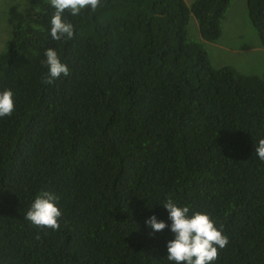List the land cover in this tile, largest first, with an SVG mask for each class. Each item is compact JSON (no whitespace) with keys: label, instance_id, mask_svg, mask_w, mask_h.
Segmentation results:
<instances>
[{"label":"trees","instance_id":"16d2710c","mask_svg":"<svg viewBox=\"0 0 264 264\" xmlns=\"http://www.w3.org/2000/svg\"><path fill=\"white\" fill-rule=\"evenodd\" d=\"M231 0H101L49 35V0H24L0 49V264H170L155 214L172 198L223 225L214 264H264V74L214 67L188 37L217 42ZM264 48V0H246ZM54 48L69 75L45 82ZM59 196V228L25 219L34 198Z\"/></svg>","mask_w":264,"mask_h":264},{"label":"clouds","instance_id":"9594fccd","mask_svg":"<svg viewBox=\"0 0 264 264\" xmlns=\"http://www.w3.org/2000/svg\"><path fill=\"white\" fill-rule=\"evenodd\" d=\"M100 4L101 0H49V6L54 10L49 21V35L55 41L71 39L74 36V25L64 18L65 12L75 17L84 9L95 11ZM44 57L42 63L48 69L46 83H53L61 75H69V68L62 62L56 49H45ZM14 110L15 94L12 89L0 90V118L11 116ZM254 150L256 156L264 161V137L257 140ZM59 200V196L52 192L38 194L25 214V219L37 227L53 230L59 228V219L62 217ZM162 206L168 213L170 223L153 214L145 220V224L152 233L166 227L169 229L172 238L166 243V258L170 264H214L218 250L224 249L229 242L223 225H218L207 212L194 211L172 198H165Z\"/></svg>","mask_w":264,"mask_h":264},{"label":"rangeland","instance_id":"374dc122","mask_svg":"<svg viewBox=\"0 0 264 264\" xmlns=\"http://www.w3.org/2000/svg\"><path fill=\"white\" fill-rule=\"evenodd\" d=\"M190 8L195 0H183ZM24 0H0V49L5 45L13 22L22 18ZM188 37L200 41L214 67L228 65L244 74H264V48L258 43L246 10V0H231L221 20L217 42L201 39L198 24L189 13Z\"/></svg>","mask_w":264,"mask_h":264}]
</instances>
